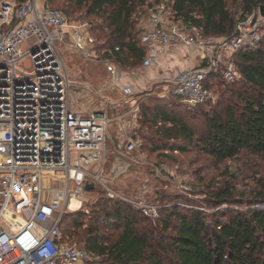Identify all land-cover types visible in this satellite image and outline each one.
<instances>
[{
    "label": "built area",
    "instance_id": "1",
    "mask_svg": "<svg viewBox=\"0 0 264 264\" xmlns=\"http://www.w3.org/2000/svg\"><path fill=\"white\" fill-rule=\"evenodd\" d=\"M167 10L164 2L156 4L141 20L146 54L141 66L127 73L138 76L141 68L159 65L176 46L203 47L202 65L164 79L171 89L161 96L174 95L193 110L213 98L206 83L211 75L226 82L241 78L233 56L257 47L264 36V16L258 8L236 25L231 37L206 42L197 27L170 20ZM61 48L104 62L117 99L101 96L107 99L105 107L89 116L73 110L71 94L78 83L69 74ZM103 54L87 23L70 20L46 0H0V264L91 260L92 252L64 241L62 222L68 211L90 213L100 188L145 217H157L162 209L150 203L146 187L130 196L108 183L110 140L116 154L114 179L124 172L125 155H136L132 164L148 156L138 137L141 98L133 86L118 84L121 68ZM148 92L144 96L151 97ZM158 170L164 165L156 168L157 175ZM89 184L92 190H87ZM89 195L93 197L86 201ZM74 200L79 201L77 207Z\"/></svg>",
    "mask_w": 264,
    "mask_h": 264
},
{
    "label": "trees",
    "instance_id": "2",
    "mask_svg": "<svg viewBox=\"0 0 264 264\" xmlns=\"http://www.w3.org/2000/svg\"><path fill=\"white\" fill-rule=\"evenodd\" d=\"M56 1L46 0V4L56 8ZM75 1L86 8L87 15L100 19L97 30L91 31L104 52L102 57L124 70L140 67L146 50L137 26L144 14L140 10L149 0ZM228 1L240 6L241 19H236ZM162 2L170 8L173 21L197 27L202 37L218 38L231 37L239 22L264 5V0H159L156 4ZM234 61L241 78L233 86L225 85L219 106L203 114L206 131L198 139L180 111L194 113L209 101L189 110L174 95L141 98L138 137L143 153L159 163L191 149L218 163L243 153L264 154V36L257 47L238 52ZM220 81V76L211 75L206 83L212 89ZM236 190L226 183L211 193L209 206L219 209L216 214L201 207L175 206L165 221L163 210L160 227H156L129 204L108 198L100 188L99 201L89 206L90 213L82 209L64 215L63 239L68 242L70 236L83 232L85 242L79 246L102 257L100 264H264V197L249 203L235 201ZM231 204L235 207L221 208ZM172 218L177 219L175 234L167 236Z\"/></svg>",
    "mask_w": 264,
    "mask_h": 264
},
{
    "label": "rangeland",
    "instance_id": "3",
    "mask_svg": "<svg viewBox=\"0 0 264 264\" xmlns=\"http://www.w3.org/2000/svg\"><path fill=\"white\" fill-rule=\"evenodd\" d=\"M13 1L18 4L15 0ZM158 1L149 0V4L140 10L144 14L140 19L139 26H137L138 30L142 27L141 20L148 17L150 9ZM53 6L64 9L68 13L67 16L70 20L87 23L91 29H96L95 27L100 21L96 16L87 15L86 8L79 7L75 0H58L53 3ZM228 6L237 20L242 18L238 4L228 1ZM167 14L170 20L173 21L170 8H168ZM177 23L181 26L183 25L181 22ZM262 33H264V30H262ZM97 35L99 34L97 33ZM220 38L222 37H203L206 42ZM61 49L69 74L78 83L71 94V108L73 110L82 113L83 116H89L92 112H97L105 107L107 99H103L101 96L110 97V100L117 99L116 92L109 88V72L104 62L90 61L75 51L65 48ZM233 57L235 58L236 54ZM228 84L231 86L232 82H217L212 87L213 98L206 105L195 108L196 111L194 113L180 111V114L184 117L185 122L192 129L197 139L206 131L203 114L211 112L215 106H219V101L222 100L221 93L226 89L225 85ZM156 85L152 87V90H154V93L151 94L152 97H157L165 89L162 88V85L159 87ZM144 94L138 93V98L144 97ZM223 100L226 101V98H223ZM114 131L115 129L112 133ZM112 138H115L114 134H112ZM113 150V142L110 140L111 153L109 154L108 167L110 178L107 179L110 187L123 195L130 196L139 193L146 187L150 191L147 196L150 203L153 206L162 207V209H158L157 217H147L152 225L156 227H160L163 210L165 221L171 211L169 209L175 206H179L182 209H186V207H201L211 214H216L219 209L209 206L213 199L211 193L216 188L226 185V183L234 185L237 189L235 201L244 199V201H247L246 203H249L264 197V154L257 156L243 153L234 160L218 163L213 157L200 153L196 149H191L188 153L177 154L176 157H164V162L162 163H159L160 160L155 157H147L140 164H132L131 158L135 159L136 155H125L122 158L124 172L114 179L113 167L116 161V154ZM162 165H164V170L161 172L158 170L157 175L156 168ZM90 196L86 197V201L93 197ZM98 196L100 197L99 194ZM259 205L262 204L260 203ZM227 207L234 208L235 204L224 205L221 208ZM242 207L244 208L245 206ZM176 221V218H172V228L166 231L167 236L175 234L174 226L177 223ZM68 242L83 245L85 234L80 232L76 237L70 236ZM102 259V257L94 255L91 260L83 264H100Z\"/></svg>",
    "mask_w": 264,
    "mask_h": 264
},
{
    "label": "crops",
    "instance_id": "4",
    "mask_svg": "<svg viewBox=\"0 0 264 264\" xmlns=\"http://www.w3.org/2000/svg\"><path fill=\"white\" fill-rule=\"evenodd\" d=\"M203 47L180 45L165 53L161 58L159 65L151 68H141L138 76L128 74L127 70L119 69L118 75L119 85H131L138 93H145L148 91L154 93L153 85L159 87L162 85L163 92L158 94L161 97L163 93L171 89V86L164 83V79L174 75L184 69L198 68L202 65V57L204 53ZM140 97V96H139Z\"/></svg>",
    "mask_w": 264,
    "mask_h": 264
},
{
    "label": "water",
    "instance_id": "5",
    "mask_svg": "<svg viewBox=\"0 0 264 264\" xmlns=\"http://www.w3.org/2000/svg\"><path fill=\"white\" fill-rule=\"evenodd\" d=\"M260 14L264 16V5L260 6ZM92 189H93V185L91 184L87 185V190H92Z\"/></svg>",
    "mask_w": 264,
    "mask_h": 264
},
{
    "label": "bare ground",
    "instance_id": "6",
    "mask_svg": "<svg viewBox=\"0 0 264 264\" xmlns=\"http://www.w3.org/2000/svg\"><path fill=\"white\" fill-rule=\"evenodd\" d=\"M78 205H79V201L74 200V201H73V207H77Z\"/></svg>",
    "mask_w": 264,
    "mask_h": 264
}]
</instances>
